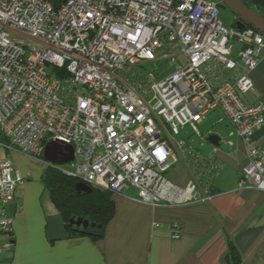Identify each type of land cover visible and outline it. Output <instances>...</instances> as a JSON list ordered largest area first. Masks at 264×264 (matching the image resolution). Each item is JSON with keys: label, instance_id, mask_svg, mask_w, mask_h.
Wrapping results in <instances>:
<instances>
[{"label": "built area", "instance_id": "2783aa9c", "mask_svg": "<svg viewBox=\"0 0 264 264\" xmlns=\"http://www.w3.org/2000/svg\"><path fill=\"white\" fill-rule=\"evenodd\" d=\"M220 11L213 0H0V152L91 189L133 188L142 204L184 205L206 195L199 179L213 180L218 164L216 147L204 156L183 132L206 140L198 124L218 111L245 149L238 187L264 192V148L253 141L264 106L245 103L264 36L234 18L224 27ZM160 61L174 65L160 80L137 70ZM50 141L73 148L69 169L43 160ZM179 161L192 175L185 189L164 175ZM22 181L0 154V252Z\"/></svg>", "mask_w": 264, "mask_h": 264}, {"label": "crops", "instance_id": "0c3cea01", "mask_svg": "<svg viewBox=\"0 0 264 264\" xmlns=\"http://www.w3.org/2000/svg\"><path fill=\"white\" fill-rule=\"evenodd\" d=\"M249 76L253 88L245 103L264 106V52ZM208 122L211 127L204 126ZM200 127L205 135L219 137L214 154L218 168L209 193L178 206L142 204L133 188L111 194L114 214L97 241L69 237L42 183L44 164L0 152L23 179L5 207L11 227L1 240L10 247L0 252V264H231L226 259L229 244L239 254L238 264H264V192L238 187L246 165L244 146L218 111L208 113ZM253 141L264 148V126ZM214 147L206 139L194 148L207 156ZM172 224L178 228L175 241Z\"/></svg>", "mask_w": 264, "mask_h": 264}, {"label": "trees", "instance_id": "16d2710c", "mask_svg": "<svg viewBox=\"0 0 264 264\" xmlns=\"http://www.w3.org/2000/svg\"><path fill=\"white\" fill-rule=\"evenodd\" d=\"M213 1L217 3L221 10L226 9L219 0ZM241 2L253 12L264 14V0H241ZM232 16L235 20L237 19L233 14ZM243 23L245 28L255 30L248 23ZM232 26L237 28L235 23ZM210 178L212 181V176L204 172V175H201L199 179L201 190L206 195L211 190V185L208 184ZM42 183L49 192L56 210L62 217L69 237L87 236L93 241H97L103 237L105 226L114 214V203L109 192L91 189L90 193H77L74 186L78 183V180L63 174L53 167H46L45 173L42 176ZM72 217L87 220L89 223L95 224V227L85 230L75 229L68 225V220ZM226 259L231 264L239 263V254L232 244L228 245Z\"/></svg>", "mask_w": 264, "mask_h": 264}, {"label": "water", "instance_id": "95a60500", "mask_svg": "<svg viewBox=\"0 0 264 264\" xmlns=\"http://www.w3.org/2000/svg\"><path fill=\"white\" fill-rule=\"evenodd\" d=\"M222 6L228 9L237 19L234 22L239 30L245 29L243 22L251 25L257 32L264 36V18L258 13L247 8L241 0H219ZM207 140L215 147L219 146V137L215 134L209 135ZM74 151L69 145L58 141H50L46 143L43 149V160L48 164L64 165L73 160ZM74 189L77 193H90L91 188L83 183L75 184ZM68 225L75 229L85 230L94 228L95 224L82 218L72 217L68 220Z\"/></svg>", "mask_w": 264, "mask_h": 264}, {"label": "rangeland", "instance_id": "374dc122", "mask_svg": "<svg viewBox=\"0 0 264 264\" xmlns=\"http://www.w3.org/2000/svg\"><path fill=\"white\" fill-rule=\"evenodd\" d=\"M219 18L222 21V24L224 27H226V28L230 27L231 22L233 20V16L228 9H222L220 11ZM137 70L142 75H147L149 73H152L156 80H160V79L168 76L170 73L173 72L174 65H172L169 61H160V62L156 63V66L153 63H149V64H145L143 66V68H138ZM211 124H212V122H211ZM211 124L208 122V123L204 124V126L207 125V126L211 127ZM200 131L203 135L206 134V129H203V127H200ZM183 134L188 135V137H189L188 143L191 146L194 145L193 147H195L196 144L204 143V140L202 138H198L195 135H191L190 132L188 131V129H185ZM197 149H199V148H197ZM201 151L203 153H205L203 150H201ZM201 151H200V153L202 154ZM60 166L64 167L65 169H69V166H66L65 164L60 165ZM164 175H165L166 179H168L170 182L175 184L180 189H185L188 186V184L190 183V181L192 180V175H191L187 165L183 161H179L178 163L174 164L167 171V173H165Z\"/></svg>", "mask_w": 264, "mask_h": 264}]
</instances>
